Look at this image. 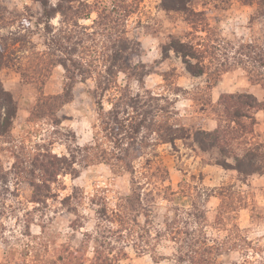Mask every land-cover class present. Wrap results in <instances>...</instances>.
<instances>
[{"label":"rangeland","instance_id":"obj_1","mask_svg":"<svg viewBox=\"0 0 264 264\" xmlns=\"http://www.w3.org/2000/svg\"><path fill=\"white\" fill-rule=\"evenodd\" d=\"M59 1L49 3L56 6ZM260 1L264 0H191L189 7L201 12L199 16L165 11L161 0L64 2V15L58 13L51 20L53 31L48 33L43 23L36 25L43 11L40 2L0 0L2 11L20 16L12 20L9 13H0V19L4 18L0 20V37L12 38V31H17L25 39L30 30L34 32L31 40L42 53L47 52L46 45L52 44L50 38L59 30L63 48L73 49L78 39H84L91 49L87 59L104 69L107 62L103 57L118 49L116 36L108 40L109 33H116L131 42L127 61L136 68L133 74L144 75L139 81L136 77L128 80L121 73L116 79L119 87L102 94L97 82L103 78L96 71L93 78L73 83L69 102L59 105V101L47 100L48 106L42 95L63 93L65 68L55 66L47 80L35 81L25 79L18 70L29 63V46L18 53L19 59L9 57L0 70V79L12 93L18 111L10 132L0 134V264H51L64 248L78 249L87 235L92 242L86 255L92 257L93 241L100 231L98 203L104 199L109 208L116 209L119 199L133 196L134 191L141 193L144 208L150 210L149 218L154 222L148 226L150 235L138 237L142 232L136 228L138 233L130 242L123 241L126 256L119 259V264H181L179 256H186L187 250L192 252L189 246L203 249L206 259L214 264H264V175L244 177L225 170L215 164L210 153L195 148L192 140L164 143L149 127L127 134L122 147L128 152L120 164L115 162L118 160H112L113 165L85 158L89 153L86 147L91 145L97 144L99 152L103 148L114 152V139L105 137L102 125L124 90L141 95V109H150V103L154 111L151 116L160 117L165 112L159 113L158 107H165L167 123L191 130L217 127V119L223 114L219 105L223 94L252 93L260 106L250 110L252 119L244 118L248 126L244 130H252L245 142L264 144V89L250 82L244 66L233 55L251 41L264 43ZM26 17L30 19L29 30L20 25ZM104 19L105 24L96 25ZM174 39L192 41L202 48L211 39L222 59L223 53L228 55L231 67L218 79L208 74L193 77L177 54L163 57V45ZM21 46L22 42L16 45L19 49ZM76 49V54L69 56L81 55V46L76 45ZM96 100L102 102V111ZM129 110L130 116L137 115ZM17 155L23 160L28 155L45 162L51 155L67 156L70 172L77 170L79 174H59L51 183L49 198L37 200L31 180L38 174H27L30 161L23 162L26 165L22 170L15 168ZM223 190L227 197L220 208ZM138 219L142 226L146 218L141 215ZM166 222L173 225L170 236L164 233ZM135 241L144 249L133 247ZM123 243L116 245L121 248Z\"/></svg>","mask_w":264,"mask_h":264},{"label":"trees","instance_id":"obj_2","mask_svg":"<svg viewBox=\"0 0 264 264\" xmlns=\"http://www.w3.org/2000/svg\"><path fill=\"white\" fill-rule=\"evenodd\" d=\"M32 1L40 2L42 4V15L37 18L36 25L38 27L41 23H43L44 30L48 33L53 31L51 20L54 19L58 13L64 15L62 12L64 2H68L69 4L82 2V0H60L56 6H52L49 3V0ZM190 1L191 0H161V3L165 11L182 12L187 16H199L201 12H195L189 7ZM259 4H261L260 6L262 7L259 16L264 17V1H260ZM0 11V13L5 12L12 15V20H18L20 18L19 15L7 11V9L6 11H2V8L0 7ZM3 19L4 18H1L0 20ZM106 21L104 19L103 23L98 22L96 25L105 24ZM21 23L22 24L20 25L23 27L28 26L27 28L29 30L30 19L28 17L24 18ZM60 32L61 31L58 30L54 33V35L50 38L52 44H47V52L44 51L42 53L38 51L36 44L31 40V34L34 32L30 30L25 35L27 36L25 39L20 38L17 31H12V38L8 36L0 37V70L6 64L11 55L12 60L19 59L17 56L18 53L24 47L28 48V46L32 49V51H30L31 53L28 55L29 63L25 67H18V70L25 79L31 78L35 81L39 80L44 82L47 80L51 70L55 66L62 65L65 68L66 73L63 93L54 97H46L42 95L48 106H50V103L47 100H53L55 102L59 101V105H64L69 102V100L72 99L71 94L73 91V83L77 79L85 82L86 80L93 78V72L96 71L100 77L105 79H101L97 82V89L100 90L102 94L113 88L116 89L119 87L116 79H118L121 73H123L128 80L135 77L139 81L143 80L144 75L133 74L136 68H132L127 61V54L131 49V42L127 38L123 41L122 36H119L116 33H109L108 40H112L114 36L118 38V49H114L113 53H111L109 57H103L106 59L105 62L107 63L104 65V69H100L97 67V64L96 66H93L92 60L87 59V55L91 53L90 46H85L87 41L84 39H78V42L74 43L75 47L67 50L61 45L62 37L60 36ZM72 37L73 36L70 38L72 39ZM92 39L94 40V36H92ZM10 40H12V43H10ZM18 42H22L20 49L16 47ZM113 44L117 45V43ZM76 45L81 46L82 49L80 53H78L81 55H77V58H73L69 55L76 54ZM214 46L216 45L212 44L211 39L203 45V48L198 47L192 43V41L186 42L182 39H174L168 44L163 45L162 54L164 58H168L171 52L177 54L181 57L185 70L193 77H202L208 74L215 77L214 79H218L223 72L227 71V69L231 66L228 55L223 53L224 58L222 59L221 54L218 52L219 49ZM244 47L245 45L241 48V50L236 49L235 51L237 53L233 55L236 57V61L244 66L243 69L247 72L250 82L252 84H259L264 89V43L258 44L251 41V43L247 44V47ZM59 52L67 56L63 58ZM244 60L245 62H248V64H245ZM124 91L125 94L118 97L115 105H113L112 109L108 113V119H103L104 122L102 125L105 137H107L108 140H110V138L114 139V152L112 149L108 151L106 148H103L102 151L99 152V150H97L99 149L97 144L95 146H88L86 149H89V153L85 158L90 160V162L102 160L108 164H113L112 160H118L115 162L120 164V161L128 152L127 148L122 147V143L128 139L127 134L129 132L130 134L132 132L140 133L142 128L149 127V131L155 132L158 135V139L164 143L174 144L176 139L184 138L192 140V145L195 148L200 149L203 153H210L215 160V164L221 166L225 170H234L238 175H242L244 177L264 175V144H248L245 142V136L252 130L248 132L244 130L248 127L246 123H244V118L252 119L250 110L257 109L260 106V102L254 94L249 92L223 94L219 100V105L223 107V114L217 119V127L214 130H191L185 126H176L172 123H167L169 116L168 109L165 107H158V112H165L164 114H166V116L164 114L159 115L160 117L151 116L154 111H152L153 106L150 103H142L143 106H147L148 104L150 109H141V95L137 94L136 96H133L129 92L127 93L126 90ZM153 98L157 101L162 99L159 97ZM50 102L53 104L52 101ZM96 104L98 110L102 111V102L96 100ZM123 104H126L127 106L122 108L121 106ZM129 108H132L134 110L133 112L137 115L134 114V117L130 116ZM17 111L18 106L12 93L4 87L0 79L1 135L10 132L13 127ZM161 118H164L165 121H159ZM131 138H133L132 135ZM15 157L18 161L14 164L15 168L17 167V169L22 170L30 161L31 169L27 168V174H31V176L38 174V176L33 177L34 181L31 180L32 185L35 186L34 190L35 195L38 198L37 200L49 198L51 183L57 181L56 177L59 174H79V171L77 170L75 172H70L72 169L70 167V163H67L69 161L67 156L51 155L47 162L39 161V158H34L35 160L30 159L28 155L24 157V160L21 159L19 155ZM23 162L26 164L24 165ZM75 162L76 161H73V163ZM125 164L127 166V163ZM72 165L73 164L71 162V166ZM37 171H39V173H37ZM229 191L230 189L228 190V193ZM225 193H227L225 190L220 192V198L222 199L219 205L220 208L224 207L223 201L224 198L227 197L225 196ZM230 193L235 194V192ZM119 200L120 202L118 203L116 209L109 208L108 201H105L104 199L103 202L98 203L99 209L96 213L100 231H98V238L93 241L94 250L92 257H87L86 255L87 247L89 243L92 242V238L89 239L90 236L87 235V237L81 241L78 249L72 250L71 248L66 247L64 248L62 254L50 263L119 264V259L126 256L127 246L126 243H123V241H127L128 239L130 242L131 237H134L135 234L138 233L136 228L139 229V232H142L141 234H138V237L141 236V238H143L145 235H150L151 230L148 226L152 225L154 222L153 219L149 218L150 210L144 208L141 193H136V191H134L133 196L121 197ZM141 215L146 218L142 226L138 219ZM102 229L104 230L101 231ZM173 230L172 223L166 222L164 233L169 235L173 233ZM159 236H162V234H159ZM118 243H123V246L121 248L117 247L116 244ZM133 247L140 250L142 245L141 243H137L135 241ZM189 248L192 251L191 254L187 250L186 256H179L178 260L181 264L184 262L191 264H214L212 259H206L204 256L205 251L203 249L199 250V247L194 248L192 246H189ZM143 249L144 248H142V250ZM159 256L162 257L163 255L161 254Z\"/></svg>","mask_w":264,"mask_h":264},{"label":"crops","instance_id":"obj_3","mask_svg":"<svg viewBox=\"0 0 264 264\" xmlns=\"http://www.w3.org/2000/svg\"><path fill=\"white\" fill-rule=\"evenodd\" d=\"M209 130H213V129H209Z\"/></svg>","mask_w":264,"mask_h":264}]
</instances>
